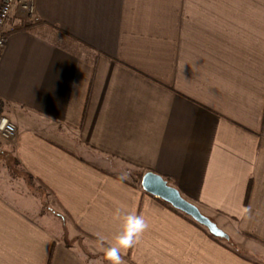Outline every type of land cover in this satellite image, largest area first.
Wrapping results in <instances>:
<instances>
[{
  "label": "crops",
  "instance_id": "0c3cea01",
  "mask_svg": "<svg viewBox=\"0 0 264 264\" xmlns=\"http://www.w3.org/2000/svg\"><path fill=\"white\" fill-rule=\"evenodd\" d=\"M13 22L0 55L7 145L69 231L106 253L142 215L123 264H264V0H34ZM145 171L233 250L145 192ZM55 221L0 194V264L101 263Z\"/></svg>",
  "mask_w": 264,
  "mask_h": 264
},
{
  "label": "rangeland",
  "instance_id": "374dc122",
  "mask_svg": "<svg viewBox=\"0 0 264 264\" xmlns=\"http://www.w3.org/2000/svg\"><path fill=\"white\" fill-rule=\"evenodd\" d=\"M6 116L8 117V115ZM8 118L16 127L15 122L10 117ZM11 140L0 139V147L2 148L3 152V154L1 155L2 157H0V194L18 205L29 206L33 211L37 210L38 212H45V208L51 205L48 204L46 201L44 190L37 187L35 183L33 185H29L26 181L27 185L24 184V182L21 181L20 178H18L24 177L23 174L19 171V169H15L17 171L16 174L13 175L11 172H9L6 167V163H8L9 166L13 168V163L12 161H10V148L7 145L8 143H10L9 141ZM121 167L123 168V170L127 171V173H123L125 177H128L130 179L134 178L133 169L124 167L122 165L120 166V168ZM48 223L51 229L55 231L59 235V238H61L63 241L65 240L66 243H75L76 246L84 252L88 253L90 250L89 255H94L95 257L99 258V261L101 262L100 264H109L105 253L98 246L91 247V245H89L91 243L88 241H84V238L81 235L71 232L66 228L62 229L58 221H55L54 223ZM231 243L234 244L235 242L231 240ZM234 245L236 246V244Z\"/></svg>",
  "mask_w": 264,
  "mask_h": 264
},
{
  "label": "water",
  "instance_id": "95a60500",
  "mask_svg": "<svg viewBox=\"0 0 264 264\" xmlns=\"http://www.w3.org/2000/svg\"><path fill=\"white\" fill-rule=\"evenodd\" d=\"M140 186L145 192L167 202L171 207L183 212L204 226L211 235L225 240L229 239V235L223 229L210 217L202 213L194 203L184 198L179 190L169 184L160 174L145 171L141 175ZM46 211L59 218L62 225L66 224L63 215L58 213L52 206H47Z\"/></svg>",
  "mask_w": 264,
  "mask_h": 264
},
{
  "label": "built area",
  "instance_id": "2783aa9c",
  "mask_svg": "<svg viewBox=\"0 0 264 264\" xmlns=\"http://www.w3.org/2000/svg\"><path fill=\"white\" fill-rule=\"evenodd\" d=\"M34 0H0V55L5 46L6 37L13 27V14L20 8L28 16L32 14ZM6 122V123H5ZM16 132L9 118L0 114V139L11 140Z\"/></svg>",
  "mask_w": 264,
  "mask_h": 264
},
{
  "label": "clouds",
  "instance_id": "9594fccd",
  "mask_svg": "<svg viewBox=\"0 0 264 264\" xmlns=\"http://www.w3.org/2000/svg\"><path fill=\"white\" fill-rule=\"evenodd\" d=\"M147 228V221L142 215H127L123 230L117 237V243L110 246L105 253L109 264H123L121 250L133 247Z\"/></svg>",
  "mask_w": 264,
  "mask_h": 264
},
{
  "label": "trees",
  "instance_id": "16d2710c",
  "mask_svg": "<svg viewBox=\"0 0 264 264\" xmlns=\"http://www.w3.org/2000/svg\"><path fill=\"white\" fill-rule=\"evenodd\" d=\"M28 28H29V25H24V24H17L16 27H15V29H28ZM65 36L68 37L69 40L72 41V43L77 44L75 47H80V46L82 45V43L79 42L77 39H75V38H73V37H70V36H67L66 34H65ZM6 104H7V103H6L4 100H2V99L0 98V114H3L4 109H5V107H6ZM2 154H3V152H2V148L0 147V157H2V156H1ZM10 155H11V153H10ZM10 161H12V163H13V164H12V165H13V168H11V167L9 166L8 163H6V167H7V169L9 170V172H11V173L14 175V174H16V171L19 169V171L23 174V176L25 177L24 179L28 182V184H29V185H33V184H34V181H33L32 177H31L29 174L25 173L24 170L19 166V162H18V160H17L15 157H13V156L11 155ZM15 169H17V170H15ZM133 172L136 174V177H137V179H138V178L140 177L141 171H139V170H133ZM164 178L167 180V182H169V179H168V178H166V177H164ZM158 199H159V198H158ZM159 200H160L161 202H163L164 204H166L167 206H169V207H170L171 209H173L175 212L179 213L180 215H182L183 217H185L186 219H188L190 222H192V223L195 224L196 226L202 228V229H203V230H204L209 236H211L214 240H216L217 242H220V243L223 244L226 248L233 250V248H232V244H233V243H231L229 240H225V239L218 238V237H215V236L211 235V234L207 231V229H206L204 226H202L201 224H199V223H197L196 221H194V220H193L192 218H190L188 215H186V214H184L183 212H181V211H179V210H177V209L171 207L167 202H165V201H163V200H161V199H159ZM61 228H62V229H63V228L68 229L66 224H65V225H62ZM64 242L66 243L65 240H64ZM66 244H70V243H66Z\"/></svg>",
  "mask_w": 264,
  "mask_h": 264
}]
</instances>
